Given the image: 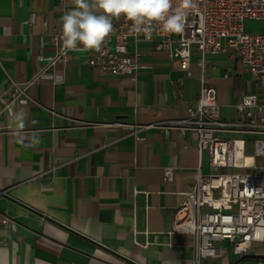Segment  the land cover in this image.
Returning <instances> with one entry per match:
<instances>
[{"label": "crops", "instance_id": "crops-1", "mask_svg": "<svg viewBox=\"0 0 264 264\" xmlns=\"http://www.w3.org/2000/svg\"><path fill=\"white\" fill-rule=\"evenodd\" d=\"M125 11L124 0H0V264H264L239 262L227 240L197 263L193 236L170 234L198 177L197 135L175 123L196 103L202 69L197 57L185 66L153 42L140 43L136 79L90 67L100 36ZM62 30L77 48L32 82ZM206 61L221 117L237 118V101L258 81L231 53ZM14 83L30 99L2 111Z\"/></svg>", "mask_w": 264, "mask_h": 264}, {"label": "built area", "instance_id": "built-area-1", "mask_svg": "<svg viewBox=\"0 0 264 264\" xmlns=\"http://www.w3.org/2000/svg\"><path fill=\"white\" fill-rule=\"evenodd\" d=\"M124 1L126 11L120 21L100 36L91 51L90 67L117 78L136 79L142 56L140 43L153 42L157 50L180 59L185 66L197 57L202 69L196 103L175 123L184 134L197 135L198 177L173 211L170 234L193 236L197 263L199 256H219L222 249L214 243L223 240L240 259H261L252 253L264 245V32L247 31L246 22L264 20V0ZM77 42L78 38L65 30L55 33L56 53L46 59L32 82L66 64ZM223 52L238 58L259 83L257 91L241 95L236 103L238 117L229 120L221 117L217 89L205 82L207 56ZM14 86L15 94L1 99L2 111H11L16 101L30 99L26 88L17 83ZM3 133L0 131V146ZM205 155L209 173L203 172ZM175 173L174 167L164 169L168 181Z\"/></svg>", "mask_w": 264, "mask_h": 264}, {"label": "rangeland", "instance_id": "rangeland-1", "mask_svg": "<svg viewBox=\"0 0 264 264\" xmlns=\"http://www.w3.org/2000/svg\"><path fill=\"white\" fill-rule=\"evenodd\" d=\"M246 29L247 31H252V32H264V20L262 21L248 20L246 22ZM249 152H252V151H249ZM239 171L243 172L245 171V169H239ZM222 245L224 249L228 250L229 252L232 250L228 241H225L224 243H222ZM252 256L261 257L262 260H264V245L259 249H255L252 253ZM252 264H258V263H252Z\"/></svg>", "mask_w": 264, "mask_h": 264}, {"label": "trees", "instance_id": "trees-1", "mask_svg": "<svg viewBox=\"0 0 264 264\" xmlns=\"http://www.w3.org/2000/svg\"><path fill=\"white\" fill-rule=\"evenodd\" d=\"M246 258L247 257H243V258L239 259V262H242V261L246 260Z\"/></svg>", "mask_w": 264, "mask_h": 264}, {"label": "bare ground", "instance_id": "bare-ground-1", "mask_svg": "<svg viewBox=\"0 0 264 264\" xmlns=\"http://www.w3.org/2000/svg\"><path fill=\"white\" fill-rule=\"evenodd\" d=\"M246 160H247V161H249V160H250V158H249V157H247V158H246Z\"/></svg>", "mask_w": 264, "mask_h": 264}]
</instances>
